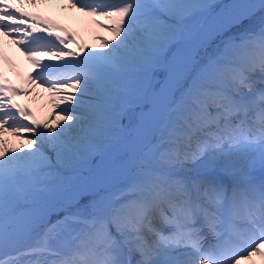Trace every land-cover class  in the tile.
Instances as JSON below:
<instances>
[{"label":"snow or ice","instance_id":"obj_1","mask_svg":"<svg viewBox=\"0 0 264 264\" xmlns=\"http://www.w3.org/2000/svg\"><path fill=\"white\" fill-rule=\"evenodd\" d=\"M46 2L0 0V264L264 258V0H67L97 45Z\"/></svg>","mask_w":264,"mask_h":264},{"label":"bare ground","instance_id":"obj_2","mask_svg":"<svg viewBox=\"0 0 264 264\" xmlns=\"http://www.w3.org/2000/svg\"><path fill=\"white\" fill-rule=\"evenodd\" d=\"M67 0H47L37 8L25 5L28 11H39L49 16L52 20L68 26L74 33L79 43L97 45L100 43L98 36H110V33L97 28L91 18L85 17L78 11L64 7ZM75 48L76 45L74 44ZM0 72H3L9 82L23 84L24 77L32 72L31 63L24 57L19 48L8 37H0ZM16 99L30 107L37 118H44L51 110L49 94L41 88L26 96H17ZM242 264H264V258L254 256L251 261H242Z\"/></svg>","mask_w":264,"mask_h":264}]
</instances>
